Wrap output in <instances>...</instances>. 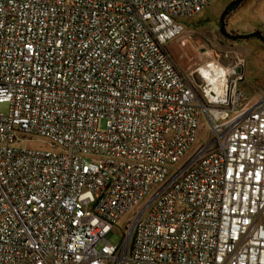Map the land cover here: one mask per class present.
Masks as SVG:
<instances>
[{"label":"built area","instance_id":"2783aa9c","mask_svg":"<svg viewBox=\"0 0 264 264\" xmlns=\"http://www.w3.org/2000/svg\"><path fill=\"white\" fill-rule=\"evenodd\" d=\"M213 2L0 0V264H264V96L170 50Z\"/></svg>","mask_w":264,"mask_h":264},{"label":"rangeland","instance_id":"374dc122","mask_svg":"<svg viewBox=\"0 0 264 264\" xmlns=\"http://www.w3.org/2000/svg\"><path fill=\"white\" fill-rule=\"evenodd\" d=\"M245 1V4L242 5L241 0H214L210 7L201 15L192 19L190 22H183L187 29H192L191 27L196 28H194V32L190 35V41H185L188 37L185 36L182 40L176 41L170 46V50L174 53L177 65L181 71L187 72L190 68L194 69L196 55L200 52L205 53L210 51L212 54L214 52H216V54L230 53L231 62L235 63L239 61V59H243L239 54V49L245 50L246 47H248L249 50L245 55L247 78H249L250 75L252 82L261 80L262 83L259 84L260 86L258 88L260 90L264 89V42L258 39L244 42L235 41L229 39L221 31L222 21L224 19L223 25H225V31L227 33L233 31L239 32V34H245L259 31L264 35V0ZM232 4L238 6V8L233 11L231 15L225 17V11ZM180 42L184 47L180 48ZM238 88H246L254 93L249 85L240 84ZM9 110V104H0L1 113H8ZM100 129H106V120L100 122ZM208 130V124L203 121L201 130L194 144V150L200 148L207 139L209 136ZM31 138L32 140L23 144V147L41 150H50L52 148L50 146V141L44 137L32 136ZM191 154L192 152L188 155ZM183 164L184 161H181L180 165ZM151 197L152 196H149L145 201L140 203L115 226L114 231L109 235V241L112 244H119L122 241V236L127 232L129 223L134 220L135 216L143 209Z\"/></svg>","mask_w":264,"mask_h":264},{"label":"crops","instance_id":"0c3cea01","mask_svg":"<svg viewBox=\"0 0 264 264\" xmlns=\"http://www.w3.org/2000/svg\"><path fill=\"white\" fill-rule=\"evenodd\" d=\"M188 21H191V20H188ZM191 28L192 29H189V30H195L194 28H196V27H191ZM239 50H240L239 51V54L243 57V59L245 61V55L248 52L249 48L246 47L245 50H241V49H239ZM245 63L246 62H244V66H243V68L241 70V74L243 75V81L240 82L239 85L240 84L249 85L253 89L254 93H252L249 89H246V88H244V89H240L239 88V90L245 96H249L251 98H257V97H260V96H264V89L263 90H260L258 88L260 86L259 84H261L262 81L261 80H256L255 82H252V78L250 77V75H249V78H247V69H246Z\"/></svg>","mask_w":264,"mask_h":264},{"label":"trees","instance_id":"16d2710c","mask_svg":"<svg viewBox=\"0 0 264 264\" xmlns=\"http://www.w3.org/2000/svg\"><path fill=\"white\" fill-rule=\"evenodd\" d=\"M245 0H241V3L242 5L245 4ZM238 8V6L232 4L230 5L227 10L225 11V17H228L229 15H231V13L233 11H235L236 9ZM188 21V20H187ZM190 22V21H188ZM222 26H221V31L224 33L225 36H227L229 39H232V40H235V41H240V42H244V41H249V40H252V39H258V40H261L262 42H264V35L259 32V31H255V32H249V33H243V34H239V32H229L227 33L225 31V25L224 24V19L222 21Z\"/></svg>","mask_w":264,"mask_h":264},{"label":"bare ground","instance_id":"6f19581e","mask_svg":"<svg viewBox=\"0 0 264 264\" xmlns=\"http://www.w3.org/2000/svg\"><path fill=\"white\" fill-rule=\"evenodd\" d=\"M193 56V55H192Z\"/></svg>","mask_w":264,"mask_h":264}]
</instances>
